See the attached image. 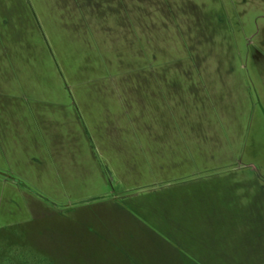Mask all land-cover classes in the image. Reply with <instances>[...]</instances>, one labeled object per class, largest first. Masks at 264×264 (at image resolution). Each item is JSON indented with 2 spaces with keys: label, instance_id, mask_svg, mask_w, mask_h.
<instances>
[{
  "label": "rangeland",
  "instance_id": "374dc122",
  "mask_svg": "<svg viewBox=\"0 0 264 264\" xmlns=\"http://www.w3.org/2000/svg\"><path fill=\"white\" fill-rule=\"evenodd\" d=\"M119 2L40 0V35L0 11V58H40L16 70L71 121V157L43 127L30 157L0 114V264H264V0Z\"/></svg>",
  "mask_w": 264,
  "mask_h": 264
},
{
  "label": "crops",
  "instance_id": "0c3cea01",
  "mask_svg": "<svg viewBox=\"0 0 264 264\" xmlns=\"http://www.w3.org/2000/svg\"><path fill=\"white\" fill-rule=\"evenodd\" d=\"M54 1L59 2V8L64 14H66L65 18L67 19H69V15H76L77 17V15L79 16L86 12L89 13L90 11L92 15H100V17L104 18L105 14L107 15L109 13V7H111V4L113 5L112 9H115L117 4L119 6L118 8H120V0ZM11 3H13L12 9L14 8V11H10ZM0 11L1 14H4L6 16L19 17L22 24L27 29L40 35V30L42 28V19L40 18V0H0ZM16 12L17 14L15 15ZM1 21L4 22V24L8 23V20ZM1 44L5 47V43L2 37H0V47H3ZM34 65H40V58H0V114L9 115L10 122H13L12 126L16 127V135L18 137H21H17V140H24V145L26 143V138L24 137L22 131L27 130V132L31 133V146L35 148H33V150H30L28 148L27 150L24 149V154L29 155L30 157L43 155V146L40 144V130H43V127L48 128L50 131L46 129L45 131H48L51 135L49 143L50 146L48 147V149H46V153L50 155L64 154L71 157L70 149L67 147V145L71 144V140L66 136H62L65 130L64 128L70 127V119L67 117V115L62 116L61 118L55 117L54 114H51V116L48 117L43 115V113L47 112L52 113L55 109H57L58 111L66 110V106L63 105L64 101L62 96L64 95L62 94V92L40 93L39 76L33 74L32 70H28L20 74L16 70L17 66L31 67ZM138 71L133 63L131 71L132 76L120 77L122 78V80L125 79L129 81L131 79H138L140 81V74ZM69 88L71 89V87ZM128 92L132 96H135V93L138 94V90L135 91L134 88ZM71 93L72 92H70V94ZM60 94H62V96ZM54 95L58 100L57 102H54V100L56 99ZM88 98L89 96H87L86 92L82 90L79 94H71V105L75 106L76 108L77 106H79L80 108H87L89 106V103L87 101ZM25 116L27 118H25ZM22 126H24L25 129L21 130ZM68 131L70 130L68 129ZM116 136L117 139L115 141L119 142L120 140H122L121 137H119L118 132H116ZM21 140H18V142ZM95 141V144L105 143V145L107 142H109L108 140L106 141V139H99ZM14 143L16 142L14 141ZM15 146L17 147V144H15ZM17 149L19 150V148Z\"/></svg>",
  "mask_w": 264,
  "mask_h": 264
}]
</instances>
